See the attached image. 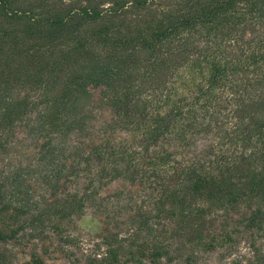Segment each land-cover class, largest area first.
<instances>
[{"label":"trees","instance_id":"obj_1","mask_svg":"<svg viewBox=\"0 0 264 264\" xmlns=\"http://www.w3.org/2000/svg\"><path fill=\"white\" fill-rule=\"evenodd\" d=\"M0 245L264 264V0H0Z\"/></svg>","mask_w":264,"mask_h":264},{"label":"rangeland","instance_id":"obj_2","mask_svg":"<svg viewBox=\"0 0 264 264\" xmlns=\"http://www.w3.org/2000/svg\"><path fill=\"white\" fill-rule=\"evenodd\" d=\"M98 226H99L98 219L91 214H87L77 221L76 226H75V231L82 232V233L95 232L97 231ZM17 258L18 259L25 258V256L19 255ZM17 258L13 256L11 257V260L14 262ZM48 264H66V263L59 260V261H55L53 263H48Z\"/></svg>","mask_w":264,"mask_h":264}]
</instances>
